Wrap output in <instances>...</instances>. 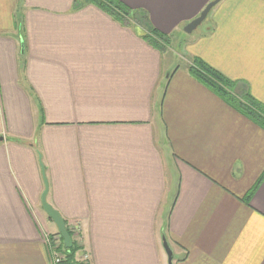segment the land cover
Masks as SVG:
<instances>
[{
  "label": "crops",
  "instance_id": "obj_1",
  "mask_svg": "<svg viewBox=\"0 0 264 264\" xmlns=\"http://www.w3.org/2000/svg\"><path fill=\"white\" fill-rule=\"evenodd\" d=\"M133 1L168 33L212 0ZM73 4L0 0V264H50L38 153L88 264H168L163 237L172 264H264V179L243 200L264 129L186 69L198 57L264 104V0H221L181 68L141 29Z\"/></svg>",
  "mask_w": 264,
  "mask_h": 264
},
{
  "label": "trees",
  "instance_id": "obj_2",
  "mask_svg": "<svg viewBox=\"0 0 264 264\" xmlns=\"http://www.w3.org/2000/svg\"><path fill=\"white\" fill-rule=\"evenodd\" d=\"M88 5L100 9L123 25H128L133 27V29H141L139 32L148 44L159 51L163 52L166 50L170 36L162 34L152 28L145 12L138 9L132 10L117 0H74L73 4L75 9ZM19 26L22 27L21 22H19L18 27ZM186 69L187 72L205 88L244 117L264 129V104L251 96L249 86L245 81L226 78L198 57L191 58ZM263 179L264 173L257 183L249 190L243 200L246 202L249 201ZM65 228L71 237L72 247L70 249L64 247V264H81L77 260V253L81 251V246L75 239L66 221ZM56 235L59 236L58 232ZM59 238L62 241L60 236Z\"/></svg>",
  "mask_w": 264,
  "mask_h": 264
},
{
  "label": "water",
  "instance_id": "obj_3",
  "mask_svg": "<svg viewBox=\"0 0 264 264\" xmlns=\"http://www.w3.org/2000/svg\"><path fill=\"white\" fill-rule=\"evenodd\" d=\"M221 0H212L208 2L205 7L201 10L199 15L192 19L190 22H188L184 28L183 32L185 34H191L193 31H195L201 24L202 22L206 19L207 15L209 12L220 2ZM22 48V47H21ZM23 50L21 49V52ZM3 138L0 137V141H2ZM38 160H39V165L41 168V175H42V180H43V185H44V190L41 194L40 197V204L43 212L46 214V216L53 222L55 225L57 232L59 236L62 239L63 245L66 249H70L72 247V240L70 235L68 234L66 228H65V222L63 218L61 217L60 213L53 209L46 201V196L48 192V183L47 179L45 177V172H44V167L41 162V155L38 153ZM162 244L163 248L165 250V253L167 255V261L168 264H172V251L165 239V237L162 238Z\"/></svg>",
  "mask_w": 264,
  "mask_h": 264
},
{
  "label": "rangeland",
  "instance_id": "obj_4",
  "mask_svg": "<svg viewBox=\"0 0 264 264\" xmlns=\"http://www.w3.org/2000/svg\"><path fill=\"white\" fill-rule=\"evenodd\" d=\"M118 2H120L123 5L128 6L129 8H131L132 10H141L143 12L146 13L148 20L150 22V16L147 10H145L144 8H135V2L133 0H117ZM210 16L208 15V17H206V19L203 21V23L195 30L193 31L191 34H185L183 32V28L184 26H179L177 28H174L173 30H171L168 33H163L167 36H170L168 44L166 46V50L163 51V58H164V62L168 63L170 62L171 66H178V67H184L185 66V62L183 60V56L179 55L177 52H183V45H186V42L191 39L194 38L197 34H200L201 32L207 30L210 27ZM174 52L177 53V57L174 58ZM179 56V57H178ZM174 65V66H173Z\"/></svg>",
  "mask_w": 264,
  "mask_h": 264
},
{
  "label": "built area",
  "instance_id": "obj_5",
  "mask_svg": "<svg viewBox=\"0 0 264 264\" xmlns=\"http://www.w3.org/2000/svg\"><path fill=\"white\" fill-rule=\"evenodd\" d=\"M70 229L79 243L80 241V227L79 225H69ZM43 242L46 247V250L50 255V264H64L65 253H64V245L60 240L58 235H50L48 233H44ZM77 260L81 264H88V255L84 253H77Z\"/></svg>",
  "mask_w": 264,
  "mask_h": 264
}]
</instances>
